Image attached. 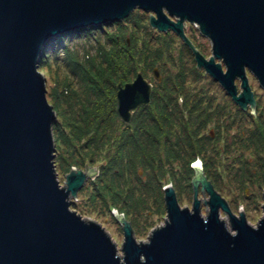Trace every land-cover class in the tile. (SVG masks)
Returning <instances> with one entry per match:
<instances>
[{"label":"water","instance_id":"water-1","mask_svg":"<svg viewBox=\"0 0 264 264\" xmlns=\"http://www.w3.org/2000/svg\"><path fill=\"white\" fill-rule=\"evenodd\" d=\"M136 9L153 13V28L184 39L198 68L241 109L255 111L248 72L264 90V0H0V264H264V217L257 225L248 211L238 212L200 162L193 166V207L182 208L179 192L167 186L168 217L149 241L123 211L115 215L121 255L106 225L71 208L99 172L73 168L65 183L58 179V111L48 102L40 62L67 46L66 36L125 20ZM187 22L211 41L210 58L191 43ZM154 76L162 78L157 68ZM117 88L116 111L132 128L133 114L151 103L153 84L139 72Z\"/></svg>","mask_w":264,"mask_h":264},{"label":"rangeland","instance_id":"rangeland-1","mask_svg":"<svg viewBox=\"0 0 264 264\" xmlns=\"http://www.w3.org/2000/svg\"><path fill=\"white\" fill-rule=\"evenodd\" d=\"M151 15L136 9L125 20L86 27L40 62L48 102L58 111V179L65 183L73 168L95 167L99 173L91 174L71 208L106 225L120 255L124 233L115 215L124 213L135 234L148 240L168 217L167 186L179 192L182 208L193 207L198 161L238 212L248 211L257 225L264 217V90L248 72L257 107L241 109L198 68L184 39L151 26ZM187 25L191 43L210 58L211 41L195 24ZM139 72L153 84L151 103L138 108L129 129L116 111L117 86ZM76 128L88 134L78 139ZM201 189V199H208Z\"/></svg>","mask_w":264,"mask_h":264},{"label":"trees","instance_id":"trees-1","mask_svg":"<svg viewBox=\"0 0 264 264\" xmlns=\"http://www.w3.org/2000/svg\"><path fill=\"white\" fill-rule=\"evenodd\" d=\"M115 42H116V39H113ZM112 41V40H111ZM113 42V41H112ZM120 53V51H118V53H116V56H117V54H119ZM113 58H115V57H113ZM95 59V58H94ZM123 60H125V58H123ZM103 68H100V72H103V70H102ZM126 73H124L123 72V75H125ZM170 116V114H168V117L166 116V118H167V120H169V117ZM87 127V126H86ZM128 128H129V126H127ZM130 129V128H129ZM128 129V130H129ZM262 129L264 130V125L262 126ZM88 134V131H84V129L82 130V129H79V128H76V135H75V137H77L78 139L79 138H82L81 136H83L84 135V137L86 136ZM263 138H264V135H263ZM191 147H192V144L190 145ZM182 153H184V154H181V156H185L186 154H187V152H182Z\"/></svg>","mask_w":264,"mask_h":264},{"label":"bare ground","instance_id":"bare-ground-1","mask_svg":"<svg viewBox=\"0 0 264 264\" xmlns=\"http://www.w3.org/2000/svg\"><path fill=\"white\" fill-rule=\"evenodd\" d=\"M198 162H200V164H201V161H198Z\"/></svg>","mask_w":264,"mask_h":264}]
</instances>
